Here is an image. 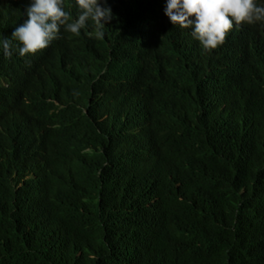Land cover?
I'll use <instances>...</instances> for the list:
<instances>
[{
	"label": "trees",
	"instance_id": "obj_1",
	"mask_svg": "<svg viewBox=\"0 0 264 264\" xmlns=\"http://www.w3.org/2000/svg\"><path fill=\"white\" fill-rule=\"evenodd\" d=\"M108 1L103 39L0 51V264H264V23L204 52L166 1Z\"/></svg>",
	"mask_w": 264,
	"mask_h": 264
},
{
	"label": "clouds",
	"instance_id": "obj_2",
	"mask_svg": "<svg viewBox=\"0 0 264 264\" xmlns=\"http://www.w3.org/2000/svg\"><path fill=\"white\" fill-rule=\"evenodd\" d=\"M66 1L30 0L25 8L27 19L14 28L12 39H0L3 56L11 58L14 51H18L21 57L35 55L37 51L45 49L53 40L58 39L61 29L78 37L81 30L88 27L89 21L94 23V32L86 33L90 38L103 39L104 32L109 34L110 31H115L108 26L114 11V5L108 0H71L78 9L76 17L69 12ZM157 1H166L164 14L169 21L190 33L199 41L204 52H211L223 44L226 34L234 26L264 23V5L257 3V0ZM153 2L156 4V0ZM146 8L152 10L153 4ZM137 37L142 42L149 41L148 34L138 32ZM13 40L17 42L15 45Z\"/></svg>",
	"mask_w": 264,
	"mask_h": 264
},
{
	"label": "bare ground",
	"instance_id": "obj_3",
	"mask_svg": "<svg viewBox=\"0 0 264 264\" xmlns=\"http://www.w3.org/2000/svg\"><path fill=\"white\" fill-rule=\"evenodd\" d=\"M26 1V0H25ZM29 1V0H28ZM13 7V6H12ZM16 8V7H15ZM19 9V8H18ZM18 11V10H17ZM116 23V22H115ZM66 35V34H65ZM68 36H70V35H68ZM72 37H73V35H72ZM2 38V37H1ZM89 44V43H88ZM155 53H156V51H155ZM149 55V54H148ZM154 56V55H153ZM84 61V60H83ZM156 66V65H155ZM140 67V66H139ZM133 74H135V73H133ZM247 113V112H246ZM148 114H150V113H148ZM14 116H16V115H14ZM11 119V118H10ZM246 122V121H245ZM247 126V125H246ZM253 127V126H252ZM251 127V128H252ZM250 130V129H249ZM150 146H152V145H150ZM150 164H152V162H150ZM152 176H153V174H152Z\"/></svg>",
	"mask_w": 264,
	"mask_h": 264
}]
</instances>
